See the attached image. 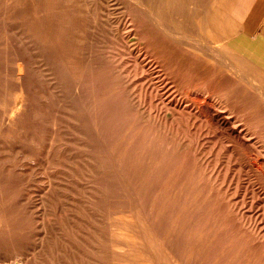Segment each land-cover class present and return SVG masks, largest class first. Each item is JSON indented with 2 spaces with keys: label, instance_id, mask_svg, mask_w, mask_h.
Here are the masks:
<instances>
[{
  "label": "rangeland",
  "instance_id": "obj_1",
  "mask_svg": "<svg viewBox=\"0 0 264 264\" xmlns=\"http://www.w3.org/2000/svg\"><path fill=\"white\" fill-rule=\"evenodd\" d=\"M237 1L0 0V264L19 219L32 252L81 206L99 264H264V60Z\"/></svg>",
  "mask_w": 264,
  "mask_h": 264
},
{
  "label": "bare ground",
  "instance_id": "obj_2",
  "mask_svg": "<svg viewBox=\"0 0 264 264\" xmlns=\"http://www.w3.org/2000/svg\"><path fill=\"white\" fill-rule=\"evenodd\" d=\"M161 1V0H159ZM164 2H176V0H163ZM138 4L140 6H142V2L141 0H138ZM167 4V3H166ZM158 9V8H157ZM176 8H172V10L174 11ZM159 10V9H158ZM157 10V14L156 16L159 17V15L161 13H159V11ZM171 10V11H172ZM172 11V12H173ZM162 15V14H161ZM157 27L161 26V23H159L158 21H156ZM163 28V27H162ZM21 66V65H20ZM20 69V68H19ZM18 69V71H20ZM20 76V75H19ZM201 98V97H200ZM225 122V121H224ZM224 124V123H223ZM21 172V171H20ZM25 173V172H24ZM60 173V172H59ZM57 176V175H56ZM59 176V175H58ZM65 178V177H63ZM54 179V177H53ZM73 180V179H72ZM55 181H57V179H55ZM59 181V180H58ZM52 182V181H51ZM63 182V181H62ZM68 181L66 180V183ZM73 182V181H72ZM54 183V182H53ZM64 183V182H63ZM52 184V183H51ZM59 184V183H58ZM70 184V183H69ZM66 185V184H65ZM23 186V185H22ZM69 186V185H68ZM72 186V185H71ZM77 186V185H76ZM75 186V187H76ZM67 187V186H66ZM24 188V187H23ZM79 188V187H78ZM62 189V188H61ZM65 189V188H64ZM68 189V188H67ZM69 190V189H68ZM74 190V187H73ZM72 190V191H73ZM47 191V190H46ZM67 191V190H66ZM70 191V190H69ZM83 190H81L82 192ZM49 192V191H48ZM76 192H78L76 190ZM94 192V191H93ZM44 193V192H43ZM69 193V192H68ZM23 194V193H20ZM47 194V193H46ZM50 194V193H49ZM63 194V193H62ZM65 194V193H64ZM63 194V195H64ZM85 194V193H84ZM58 195V194H57ZM67 195V194H66ZM75 195L77 196V194L75 193ZM91 195V194H90ZM42 195L40 194L39 197H41ZM44 196V195H43ZM49 196V195H48ZM51 196H53V194H51ZM89 196V195H88ZM24 197H25V193H24ZM56 197V196H55ZM60 197V196H59ZM78 197V196H77ZM45 198V197H44ZM53 198V197H52ZM67 198V197H66ZM82 198V197H81ZM85 198V197H84ZM22 199V198H21ZM49 199V198H48ZM47 199V200H48ZM59 199V198H58ZM61 199V197H60ZM91 199V198H88ZM53 199H51L52 201ZM82 200V199H81ZM24 201V200H22ZM44 201V200H43ZM46 201V200H45ZM44 201V202H45ZM68 201V200H67ZM76 201V200H75ZM80 201V200H79ZM84 201V200H83ZM82 201V202H83ZM88 201V200H86ZM92 201V200H91ZM21 202V201H20ZM31 202V201H30ZM29 202V203H30ZM57 202V201H56ZM66 202V200H65ZM72 202V201H71ZM22 203H26V202H22ZM32 203V202H31ZM30 203V204H31ZM54 203V200L52 202V204ZM87 203H91L90 201ZM35 204V203H34ZM33 204V206H34ZM64 204V203H63ZM69 204V203H68ZM75 204V203H74ZM78 204V202H77ZM95 204V203H94ZM32 205V204H31ZM48 205V203H47ZM50 205V204H49ZM54 205H56V203H54ZM52 205V207L54 206ZM59 205V204H58ZM85 205V204H84ZM88 205V204H87ZM21 206V205H20ZM26 206V205H25ZM66 206V205H65ZM90 206L92 207V204H90ZM51 207V206H50ZM60 207V206H59ZM64 207V205H63ZM62 207V208H63ZM88 207V206H87ZM86 207V208H87ZM23 207L20 208V210ZM46 208V207H45ZM71 209V207H69ZM75 208V207H74ZM77 208V207H76ZM79 208V207H78ZM48 209V208H47ZM46 209V210H47ZM52 209V208H51ZM80 209V208H79ZM88 209V208H87ZM91 209V208H90ZM69 210V209H68ZM86 209H84V206H81V210H78L79 213L74 214L72 217L69 218V222L70 220H73L75 223H77L78 227L73 229L71 228L72 226H70L67 230V228L64 226L67 223V220L65 222V224H61L63 225L66 230H60L61 233L59 234V236H57V234L55 235L53 232V228H51V225L49 226V224H45L46 222H42L41 224V230L40 232V239L39 242L37 243V245L33 248L32 252H29V250L27 249V245H26V241L24 238L25 232H24V224H23V219H19L17 222V237H16V249H17V261L16 264H30L28 263V261L31 260V258H33V260L35 259V257H37L35 254H39V258H41V264H99L98 263V257L97 255H94V248L97 246V242H98V238L99 235L101 234L100 231H98L96 229V221H95V212L91 213L88 211H84ZM51 211V210H48ZM58 212V210H55ZM65 211V210H64ZM91 211V210H90ZM42 212V211H41ZM40 212V213H41ZM52 212V211H51ZM56 212V214H57ZM62 212V211H61ZM71 212V211H70ZM49 212H47L48 214ZM54 213V211L52 212ZM64 213V212H62ZM73 213V212H72ZM22 216V212L19 213ZM51 214V213H50ZM55 214V213H54ZM52 215V214H51ZM63 215V214H62ZM66 215V214H65ZM69 215V214H68ZM72 215V214H71ZM57 216V215H56ZM61 216V215H60ZM129 216V215H128ZM64 217V216H63ZM125 217V216H124ZM51 218V217H50ZM65 218V217H64ZM111 218L114 219V221L109 224V230H108V234L112 237L111 240L109 241L108 244L105 243V245L109 248H111V252L114 253L115 255H117L119 258L126 256L127 258H133V252L132 250L128 251L125 250L124 246H128L130 244H137V245H142V242H139L136 238H133V235H129L125 232H123L124 230H118V228H116L114 226V223H118V224H123V223H132L134 222L132 219H129L126 217V219H121L116 218L114 216H111ZM110 218V219H111ZM49 219V218H47ZM54 219V218H53ZM56 219V218H55ZM68 219V218H67ZM61 220V219H59ZM58 220V221H59ZM63 220V219H62ZM42 221V220H41ZM46 221V220H45ZM48 221V220H47ZM54 222V221H53ZM62 222V221H60ZM73 222V223H74ZM146 222V221H145ZM48 223V222H47ZM137 223L139 224L140 222L137 221ZM52 224V223H51ZM70 224V223H69ZM68 224V225H69ZM56 225V224H55ZM72 225V224H71ZM62 226V228H64ZM111 226H114L115 229L111 230ZM142 226V225H141ZM55 228V227H54ZM143 228V226H142ZM60 229V228H59ZM135 229L138 231L139 227L135 226ZM150 229V228H149ZM58 231V230H57ZM56 231V232H57ZM152 232V231H151ZM53 233L54 236H51V234ZM153 234V233H152ZM106 237V236H105ZM102 238V237H101ZM58 239V240H57ZM104 239V238H103ZM100 241V240H99ZM103 241V240H102ZM114 241V242H113ZM151 240L149 239L147 242H150ZM157 241V240H156ZM155 241V242H156ZM124 242L126 244H124ZM101 244V242H99ZM158 243V242H156ZM160 244V243H159ZM146 246V245H145ZM24 251H27V254H25ZM96 251V250H95ZM98 251V250H97ZM30 254H29V253ZM103 252V251H102ZM96 254V253H95ZM103 254V253H102ZM106 254V253H105ZM138 254V253H137ZM30 255V260L28 259V256ZM104 255V254H103ZM100 256V255H99ZM106 256V255H105ZM139 257V255H138ZM142 260V258H141ZM38 261V260H37ZM156 261V260H155ZM15 262V261H14ZM35 262V261H34ZM172 262V260L170 261ZM33 263V262H31ZM38 263V262H37ZM154 263V262H153ZM36 264V263H34ZM119 264H126L123 262H120ZM173 264V263H172ZM175 264V263H174Z\"/></svg>",
  "mask_w": 264,
  "mask_h": 264
},
{
  "label": "crops",
  "instance_id": "obj_3",
  "mask_svg": "<svg viewBox=\"0 0 264 264\" xmlns=\"http://www.w3.org/2000/svg\"><path fill=\"white\" fill-rule=\"evenodd\" d=\"M262 9L261 13H258L256 15V17L249 21L246 18L242 20L244 14L246 12H251L253 10H258ZM235 21L237 22L236 24H238V27H240V30H238V34L235 37H240V36H247L250 39L254 40V44H255V49L256 51L261 50L262 53L259 54L261 60H264V34H257L255 33V26L258 23V21H264V3L262 0H253V1H244V0H239L236 3L235 8L233 9L232 12ZM264 33V32H263ZM234 38H232L230 40L233 41ZM248 58H250L248 56ZM257 63V62H255ZM258 64V63H257ZM260 65V64H258ZM261 66V65H260Z\"/></svg>",
  "mask_w": 264,
  "mask_h": 264
}]
</instances>
